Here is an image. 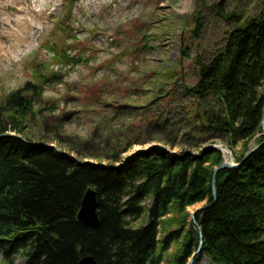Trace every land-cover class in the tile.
Returning a JSON list of instances; mask_svg holds the SVG:
<instances>
[{
    "label": "trees",
    "instance_id": "obj_1",
    "mask_svg": "<svg viewBox=\"0 0 264 264\" xmlns=\"http://www.w3.org/2000/svg\"><path fill=\"white\" fill-rule=\"evenodd\" d=\"M256 1L259 8L253 16L226 19L232 29L221 46L207 63L196 62L198 80L189 89L194 101L190 107L180 106L185 123L179 133L189 148L180 154L149 148L120 166L121 155L145 144L139 140L142 134L133 138L129 131L120 139L122 149L114 147L106 158L108 165L83 162L91 141L61 140L65 153L18 135L23 121L33 116L31 101L41 95L38 86L26 84L6 97L8 124L16 135L10 136L11 129L0 119L1 264H20L17 257L21 264H77L87 255L97 264H160L183 236L172 264H186L199 241L192 225L185 233L184 211L199 203L209 205L195 219L202 233L201 252L212 263L264 264V143L238 169L217 172L215 201L212 172L224 157L203 148L223 142L232 150L240 143L244 153L236 159L238 164L264 141V13L263 0ZM184 50L182 55L188 57ZM70 61L76 62L65 59ZM166 96L167 104L143 121L145 136L151 135L148 142L154 143L153 136L173 125L174 91ZM192 149L203 150L194 156ZM88 188L96 192L99 226L94 229L77 221ZM168 215L172 218L166 220ZM142 217L146 222L133 227ZM174 222L159 240L158 230Z\"/></svg>",
    "mask_w": 264,
    "mask_h": 264
},
{
    "label": "rangeland",
    "instance_id": "obj_2",
    "mask_svg": "<svg viewBox=\"0 0 264 264\" xmlns=\"http://www.w3.org/2000/svg\"><path fill=\"white\" fill-rule=\"evenodd\" d=\"M163 1L167 7L162 10L158 5ZM182 1L0 0V119L11 129L9 134L16 132L8 124L10 112L4 101L10 93L33 84L41 95L32 98L33 116L23 121L18 134L33 143L66 153L61 140L91 141L83 162L102 165L109 164L106 158L114 147L122 149L125 143L120 139L129 131L133 138L142 134L139 140L145 144L121 155V163L150 147L161 146L173 154L189 150L179 133L185 123L180 106L190 107L194 101L189 89L198 80L196 62L207 63L221 46L224 34L232 29L226 20L229 16H253L259 7L256 0H224L221 16L216 15L220 0H189L186 10ZM65 59L76 62L67 64ZM172 90L173 125L153 136L154 143L148 142L151 135L145 136L143 121L150 111L157 113L159 105L167 104L166 95ZM209 104L215 106L213 101ZM217 146L227 147L223 142ZM230 151L236 164L244 153L242 144ZM70 156L79 159L74 153ZM145 204L149 206L150 200ZM203 204L184 211L185 233L191 231L190 215ZM145 222L142 217L133 227ZM176 224L160 228L158 239ZM184 237L170 246L160 264H172ZM16 261L23 262L19 257ZM192 264L214 263L199 251Z\"/></svg>",
    "mask_w": 264,
    "mask_h": 264
},
{
    "label": "water",
    "instance_id": "obj_3",
    "mask_svg": "<svg viewBox=\"0 0 264 264\" xmlns=\"http://www.w3.org/2000/svg\"><path fill=\"white\" fill-rule=\"evenodd\" d=\"M223 2H224V0H220L217 3L216 15L223 16L222 15ZM263 2H264V0H263ZM262 10H263V13H264V4H263ZM262 92H264V85L262 86ZM261 126H262V133H263L262 136L264 137V118H263V120L261 122ZM263 143H264V141L262 143H260L259 146L252 148L248 152V154L245 155V157L242 159L243 161L241 163H238V164H235V163H233V161H231V152H230V150H228L226 148L229 159H227L225 162H223L219 166L215 167V169L212 172L213 175H212V179H211V184L213 186H212L211 196H212L214 201L216 200V195L214 194V182L216 180L217 172L222 170V169H232V170L238 169V167H240V165L243 162H245L249 158V156L251 154L255 153L256 151H258L260 149V146ZM150 148L154 149L155 147H150ZM206 149L214 150V151L215 150L221 151L220 150V146H214V147L213 146H208V147H206ZM136 153L128 156L126 158L125 162L130 160L131 158H133L136 155ZM121 166H123V164ZM81 201L82 202H81L79 210L77 212L78 213L77 214V221L80 222L81 224H85L87 227H89L91 229L97 228L99 226V223H98V217H97V212H96V209H97L96 192L94 190L89 189V188L86 189L84 195L82 196ZM207 208H209V205L203 204L202 206H199L189 217L193 228L195 230H197V232H198L199 244H198L197 250L189 258L187 264H192L193 263L195 257L197 256V253H199V251L201 250V247H202V241H201L202 240V233H201V230H200L199 225L197 223V220L195 219V216H196L197 213L205 211ZM77 264H97V262L95 261V259L93 257L87 255V256L82 257V259H80Z\"/></svg>",
    "mask_w": 264,
    "mask_h": 264
},
{
    "label": "bare ground",
    "instance_id": "obj_4",
    "mask_svg": "<svg viewBox=\"0 0 264 264\" xmlns=\"http://www.w3.org/2000/svg\"><path fill=\"white\" fill-rule=\"evenodd\" d=\"M188 1H189V0H184V1L181 2V6L183 7V10H186V7H187V4H188ZM158 7H161V9L163 10L165 7H167V6H166V2L163 1L162 3H160V4L158 5ZM226 148H227V147H226ZM226 148L220 146V150H221V152H222L223 157H224L225 160H226L227 157H228V154H227V150H226Z\"/></svg>",
    "mask_w": 264,
    "mask_h": 264
}]
</instances>
